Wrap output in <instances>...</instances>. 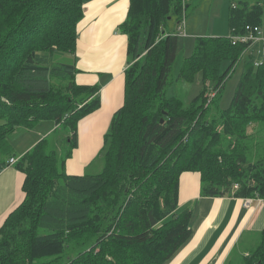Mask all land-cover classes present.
Returning a JSON list of instances; mask_svg holds the SVG:
<instances>
[{"label": "trees", "instance_id": "16d2710c", "mask_svg": "<svg viewBox=\"0 0 264 264\" xmlns=\"http://www.w3.org/2000/svg\"><path fill=\"white\" fill-rule=\"evenodd\" d=\"M229 2L230 36L197 40L182 65L177 79H206L183 106L165 96L178 41L165 28L182 23L186 1L129 0L117 29L127 38L124 102L95 159L103 166L69 176L79 122L100 107L99 86L74 81L84 0H0V173L19 128L52 122L65 150L59 159L49 135L15 161L24 198L0 227V264H167L192 237L190 213L177 210L183 172L200 173L201 197L264 199V45L261 62L243 63L230 106L218 108L250 49L230 38L264 28V0ZM59 54L71 60L54 62ZM225 264H264V229L252 251L235 249Z\"/></svg>", "mask_w": 264, "mask_h": 264}, {"label": "crops", "instance_id": "0c3cea01", "mask_svg": "<svg viewBox=\"0 0 264 264\" xmlns=\"http://www.w3.org/2000/svg\"><path fill=\"white\" fill-rule=\"evenodd\" d=\"M128 8L129 0H87L83 4V18L77 25L74 81L79 86H99L100 107L79 122L78 147L65 163L69 176L88 174L113 114L123 105L127 38L117 29ZM34 128L15 134L17 141L30 139H23L19 155L10 159L18 161L57 127L46 134L34 133ZM14 166L7 165L0 173V227L24 198V175ZM200 179L198 172L179 176L177 210L190 213L192 237L167 264H225L235 249L244 255L249 252L253 244L244 239L247 234L256 237L264 229L263 205L253 202L245 207L242 199L201 197Z\"/></svg>", "mask_w": 264, "mask_h": 264}, {"label": "rangeland", "instance_id": "374dc122", "mask_svg": "<svg viewBox=\"0 0 264 264\" xmlns=\"http://www.w3.org/2000/svg\"><path fill=\"white\" fill-rule=\"evenodd\" d=\"M87 0H84L86 2ZM188 8L186 14L182 17V23L179 25L176 21L171 20L168 27L165 28L166 32L178 33L176 58L173 64L171 73L169 75L170 85L166 88L165 96L175 97L179 99L183 106H186L190 101L203 89L206 79L201 71H198L193 76L190 83L183 79H177L182 68V65L186 58L193 55L195 50L196 41L202 38H228L231 34L229 29L228 14L230 11L229 0H185ZM254 3V0H248ZM264 11V10H263ZM184 18V20H183ZM172 25V26H171ZM262 27H264V12L262 18ZM249 55H254V63L261 62L263 56V46L256 45L251 47L244 57L237 63L233 71L230 74V78L225 82L223 91L220 95L218 102V108L220 110L227 109L234 97V93L239 82L243 63L246 61ZM59 54L58 57H54L53 61L68 62L71 58ZM229 62H221L217 69L220 74L224 73ZM41 127L36 126L33 130L34 133L46 134L50 128L54 127L52 122H41ZM17 131H23L19 128ZM52 130L51 132H53ZM18 137V136H17ZM16 136H11L9 139V151L7 154H3V160L8 159L10 156L19 155V152L24 147L22 143L23 139H30L24 137L23 139L15 140ZM51 141V146L54 147L55 134H51L48 138ZM58 158L62 157L64 149L60 145H55ZM103 166L102 160H95V162L88 168V174H97ZM256 238V239H255ZM249 243L253 244L249 251H252L259 241V236L253 237L251 234H247Z\"/></svg>", "mask_w": 264, "mask_h": 264}, {"label": "built area", "instance_id": "2783aa9c", "mask_svg": "<svg viewBox=\"0 0 264 264\" xmlns=\"http://www.w3.org/2000/svg\"><path fill=\"white\" fill-rule=\"evenodd\" d=\"M231 44H247L248 48H251L256 45H264V28L261 27H252V26H245L244 33L241 35H234L231 36ZM258 64V63H256ZM15 163L14 159L9 160V164L12 165ZM253 202H256L259 205L264 206V199H251L247 198L243 200V205L245 207H249Z\"/></svg>", "mask_w": 264, "mask_h": 264}]
</instances>
